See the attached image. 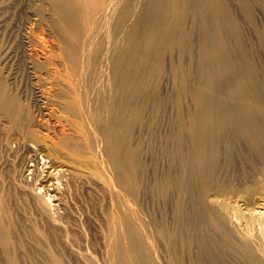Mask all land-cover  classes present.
I'll list each match as a JSON object with an SVG mask.
<instances>
[{
    "label": "rangeland",
    "instance_id": "rangeland-1",
    "mask_svg": "<svg viewBox=\"0 0 264 264\" xmlns=\"http://www.w3.org/2000/svg\"><path fill=\"white\" fill-rule=\"evenodd\" d=\"M46 1L0 0V84L18 103L14 109L9 108L10 106L0 108V264H245V248L240 239V227L235 225L236 209L229 207V222L222 224V229L227 234L224 237L216 228L217 225L211 221L207 220L202 224L195 221V198L186 189L182 190L178 186L179 183L190 185L192 181V177L179 165L190 148L186 144L179 145L176 140L179 129L187 130L192 117L198 111L199 103L194 91L197 75L200 70L208 72L217 69V59H222V50L218 48L212 60L201 66V33L205 24H201L197 17L185 18L182 30L172 29L169 45L162 41V25H156L140 35L146 45L145 80L141 89H138V83L133 80L132 87L137 90L138 95L129 96L127 109L129 180L125 191L128 219L127 253L124 258L120 241L118 240L114 248H111L109 242L113 233V219L118 220L122 215L117 196L122 192L116 183L110 161L102 153V136L93 125L88 126V133L94 141L98 140V146L94 148L96 152L87 150L85 153V149L81 148V137L79 139L74 136L70 140L73 144H80L77 152L83 151H80L82 155L78 152L82 156L81 160L87 159L86 154H90L96 162H92L89 157L92 163L89 160L86 163L79 162L80 156L78 158L77 153L75 156L73 152L69 154L71 149L68 147L72 146L71 143L63 147L59 141L64 132H70L67 126L72 129L69 122L77 116L76 112L68 109L69 103L64 105L70 102L68 84L62 83L66 74L63 70H58L60 68L55 64H52L54 67L48 65L49 70L46 65L47 71L41 65L38 69L36 67V73H39L35 75L42 73L41 77H36L40 80H36L34 69L30 68L29 61L32 57L30 58L29 52L32 46L27 43L28 36L35 39V34L41 33H38L40 38L37 35L39 39L36 40H43L41 46L43 42H49L53 50L55 44L59 47L64 43L62 34L59 32L61 36H58L59 29L54 24L57 17L50 14L53 10ZM211 1L223 8L218 33L225 41L231 60L222 74L211 80L205 93L214 95L224 86L233 95L249 94L252 87L256 86L264 101V0ZM145 18L143 23L147 21V17ZM136 21V18H131V25ZM32 28L35 31H29ZM137 37L134 31L132 40ZM149 42L151 43L148 45ZM177 42L182 43L179 46ZM185 45L186 48L182 49ZM58 71L62 79L65 77L63 80L58 78ZM230 74L243 80L244 89L237 90L233 86ZM62 84L66 86L63 87ZM96 88L97 86L91 88L88 96H85L86 104H90L89 108H98L101 104L104 106L108 101L107 90L99 92L97 96ZM36 91H41V94ZM23 93H26L25 97L22 96ZM39 95L50 100H44ZM63 96L69 101L64 98L63 101L66 102H62ZM99 102L101 104L97 105ZM63 106L74 117L69 112L67 115ZM78 117L79 115L74 120L80 121ZM98 117L101 118L100 115ZM36 122H43L48 127ZM41 155L48 158L54 170L63 169L62 184L57 190L47 192L51 178L43 175L48 174L47 172L40 174L39 163L36 173H33L35 176L27 172L29 162L35 163L34 159L39 161ZM101 165L104 166L101 168ZM100 177L103 179L100 180ZM223 178L225 177L216 173V178L212 180L222 185L221 189L225 194L219 197L229 203L237 198L242 201L239 205L244 202L251 207L255 196H264L263 171L254 177L235 173L233 179L226 178L228 181H225ZM167 182L172 183L173 187L167 188ZM45 193L54 194L55 197L48 201ZM147 236L150 237V243L146 242ZM201 240L208 243L212 240L220 248L215 249L210 257L200 255L198 245ZM258 248L256 245L255 250Z\"/></svg>",
    "mask_w": 264,
    "mask_h": 264
},
{
    "label": "bare ground",
    "instance_id": "bare-ground-1",
    "mask_svg": "<svg viewBox=\"0 0 264 264\" xmlns=\"http://www.w3.org/2000/svg\"><path fill=\"white\" fill-rule=\"evenodd\" d=\"M46 2L50 3L52 8L51 10H53H50V14H54L57 17V22L54 19V24L57 26L59 31L56 28L58 32H55H57V34L59 32L62 34L64 43L59 47L57 44H55L54 49L58 50L55 51L52 49L53 47L49 46V42L46 43L48 48L44 42L41 46V42L43 40H36L40 38L38 35L39 32H37L39 38H37V35L34 32L36 36L34 37L35 39H33L32 36L29 37L26 35V37L28 36L27 43H30L32 46L31 49L27 48L30 49V58L32 57L31 61H29L30 68L34 69V72H32L35 79L39 75L38 74L36 76L35 73L38 67H41V65L42 68H45L44 71H47L46 65L49 70L50 67L48 65L54 67L53 65L55 64L60 68L58 69L56 67L58 70H63L66 74L67 80L64 79V77V81L61 77L62 75H59L60 72H56L58 74V78L63 80L62 83L68 84L67 90H69V92H67L70 94V102H66L68 98L66 99L64 96L61 99L62 102H66V104H64L65 106L67 103H69L68 109L70 108L74 111V113L76 112V115H79L78 118L80 121H76L77 116L75 115L76 117H74L73 114L71 115L67 107L63 106V108L65 107L67 110V112H64L66 114L69 112V115L73 116L74 118L71 117L73 119H71L72 121L70 122L66 120L67 123H70L72 129H70V126H67V129L69 127L70 132L63 131V136H60L59 138L60 145H68V143H71L70 140L74 136H76V138L78 137L79 139L81 137V148L83 150L85 149V153H87V150L95 151L94 148L98 146V140L94 141L93 137H91V135L88 133V126L93 125L95 130L97 132L99 131L102 136V153L104 154L105 158L108 159V162L110 161L115 172L116 183L122 192V194L117 195L119 196L118 198L121 203L122 215L118 220L115 218L113 219V233L111 234L109 242L111 243V248H114L118 240L120 241L122 250L124 252V258L126 257L127 253L126 224L128 219V208L125 200V191L127 189L129 180V156L126 136L129 125L127 119V109L129 104V96L131 97V94L133 97L138 95L137 90L132 87L133 80L138 83V89L142 88L145 80L144 63L146 57V45L143 44L140 35L145 34L146 31L153 29V27L156 25H162V41L165 45H169L171 43L172 29L179 28L182 30L185 18H189L190 16L197 17L201 24L202 22L205 24V27L201 33V66L202 64L205 65L208 60H212L214 52L217 51L218 48L222 50V59H217V69L208 72L200 70L197 75L194 91L196 100L199 103L198 111L192 117L191 125L187 130L179 129L176 140L179 145L186 144L187 147L190 148L188 155L179 162V165L185 172L188 173L190 177H192V181L190 185L179 183L178 186L182 190L186 189V191L195 198L193 201L196 214L195 221L199 224H202L207 220L211 221L217 225L216 228L223 233L224 237H227V234L226 231L222 229V224L225 221L229 222V207L235 208V217L237 218L235 225L240 227V239L242 240L243 246L245 248V264H264V196H255L251 203V207L248 206L249 204L247 205L244 202L239 205V202L242 201L237 198L229 203L225 199L219 197L225 194L221 189L222 185L217 184L212 180L213 178H216V173L222 177H225L223 179L228 181L226 178L233 179V175L235 173L243 176L250 174L254 177V175L256 176L257 174L261 173V171L264 172V101L257 87L253 86L249 94L233 95L231 91L226 89L224 86H221L214 95H207L205 93L211 84V80L219 77L222 74L223 69L230 64L231 60V55L227 49L225 41L223 38L219 37L218 33L221 28L219 19L220 16H222L223 8L211 0H47ZM225 16L229 17V15L226 14ZM145 17H147V21L143 23V19H146ZM131 18L137 19L134 25H131L130 23ZM209 24L211 27H209ZM50 26H52V24ZM50 29L52 28L50 27ZM29 31L33 32L35 30L32 28V30ZM134 31H136L138 37L133 41L132 34ZM60 33L58 35L59 37L61 36ZM52 40L51 43L53 42ZM150 43L151 42H149L148 45ZM181 43L182 42H177L178 45ZM185 48L186 45L182 49ZM26 55L28 54L26 53ZM40 70L42 72V69ZM231 71L234 72L233 70ZM248 71H250L249 65ZM31 74L32 73H30V75ZM44 74L46 73L44 72ZM41 75L42 73L39 76L41 77ZM55 75L53 76L56 77ZM230 76L232 78L233 86L237 90L244 89L245 86L243 80H241L239 77L233 76L232 74H230ZM37 79H39V77ZM36 80L35 82H38ZM32 84H34V81ZM40 84L41 83H39V86ZM56 84L58 85V83ZM65 86L63 85V87ZM96 86L98 88V91H96L97 96L99 95V92H104L105 89L107 90L106 93L108 101L104 106H101L102 104L99 102L98 104L96 103L97 105L101 104L98 106V108H89L90 104L89 106L86 104L85 96H88L90 89H93ZM0 87V108H6L10 106L9 108L14 109L18 104L17 100L12 98L11 95L7 94V89H5L2 84H0ZM64 89L65 88H63V91ZM41 91L40 93L37 91L36 92L41 94ZM24 94L26 93H23L22 96H24ZM50 95L51 97L53 96L52 94ZM39 97L44 100L46 98V96L44 97L42 95H39ZM64 98L66 101H63ZM93 99H95V97ZM33 106H35L34 103ZM257 109H260L261 111H257ZM38 112H41V115L43 114L40 109ZM60 115L61 114H59V116ZM98 115H100L101 118L98 117ZM75 118L76 120H74ZM42 121L45 122L44 120ZM46 121H48V119ZM36 123L41 124L40 122ZM43 126L45 127L46 125L43 123ZM60 129H62V127ZM72 133L74 135H72ZM78 142L76 143L78 144ZM80 144L76 145L71 143L70 145L72 146L68 147L71 149L69 151L71 153L69 154H72L73 152L75 156L77 153L79 158V156L82 155V153L80 154V151L82 150L78 151L80 155L77 152ZM52 145L53 144H51V146ZM86 155H88L92 162L95 161L94 158L89 156L90 154ZM86 155H84V157ZM81 157L82 156H80L79 162L83 161L86 163V161H90L87 156V159L84 158V160L86 159L85 161L81 160ZM42 158L47 157L41 155L39 156V161L34 159L33 162L35 163L29 162V168L27 172L34 175L33 173H36L35 171H37V163H39L38 169L40 174L47 172L48 174L43 175L50 177L51 180L49 182H52L56 179L57 170L61 173L63 169L54 170V168L51 167L50 162L47 163V159H45L46 161L42 162ZM73 158L75 159V157H72V159ZM93 165L94 164H92V166ZM103 166L101 165L100 167L102 168ZM91 171H93V169ZM95 173L93 174L95 175ZM103 178L100 177V180ZM246 178L248 179L249 177ZM56 182L58 183V179H56ZM49 185L50 184L48 183V188L46 189L47 192L57 190L59 187L58 185L56 189H50ZM102 185H104L103 182ZM166 186L167 188H172L173 184L167 182ZM39 189L42 190V187ZM45 197L46 200L50 201L55 197V195L45 193ZM241 206H243V208ZM146 242L150 243L149 236L146 237ZM256 245L259 246V248L255 250ZM198 246L199 254L205 255L207 257H210L211 253L214 252L215 249L220 248V246L212 240L209 243L201 240Z\"/></svg>",
    "mask_w": 264,
    "mask_h": 264
},
{
    "label": "built area",
    "instance_id": "built-area-1",
    "mask_svg": "<svg viewBox=\"0 0 264 264\" xmlns=\"http://www.w3.org/2000/svg\"><path fill=\"white\" fill-rule=\"evenodd\" d=\"M45 159H47V161L45 160ZM44 161H46L47 163H49V160H48V158H42V162H44ZM41 162V161H40ZM56 179H58V183L56 182ZM56 179L54 180V181H52V182H49V187H50V189H53V188H57V186L59 185H61V183H62V172L60 173L58 170H57V176H56Z\"/></svg>",
    "mask_w": 264,
    "mask_h": 264
}]
</instances>
